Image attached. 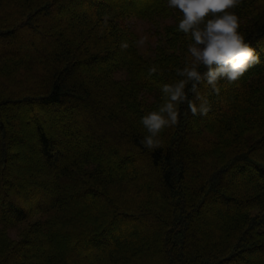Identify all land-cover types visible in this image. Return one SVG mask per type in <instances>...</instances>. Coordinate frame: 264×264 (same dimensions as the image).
I'll return each instance as SVG.
<instances>
[{
  "label": "trees",
  "instance_id": "1",
  "mask_svg": "<svg viewBox=\"0 0 264 264\" xmlns=\"http://www.w3.org/2000/svg\"><path fill=\"white\" fill-rule=\"evenodd\" d=\"M235 11L259 63L218 95L200 84L207 116L180 105L149 150L141 118L188 56L181 13L0 0V264H264V0ZM131 17L166 20L153 54ZM27 142L41 167L12 163Z\"/></svg>",
  "mask_w": 264,
  "mask_h": 264
},
{
  "label": "clouds",
  "instance_id": "2",
  "mask_svg": "<svg viewBox=\"0 0 264 264\" xmlns=\"http://www.w3.org/2000/svg\"><path fill=\"white\" fill-rule=\"evenodd\" d=\"M240 4L241 0H167L168 8L181 13L178 30L191 42L184 66L176 69L180 78L161 85V102L141 118L147 133L141 143L147 149L163 147L161 134L179 123L180 105L187 103L194 116H207L211 103L208 95L199 90L200 84L218 95L221 81L235 83L251 66L259 63L255 49L240 31L241 19L235 11ZM147 40L145 35L138 43L143 45ZM127 47L126 42L121 44L122 49ZM203 68L207 71H201Z\"/></svg>",
  "mask_w": 264,
  "mask_h": 264
},
{
  "label": "rangeland",
  "instance_id": "3",
  "mask_svg": "<svg viewBox=\"0 0 264 264\" xmlns=\"http://www.w3.org/2000/svg\"><path fill=\"white\" fill-rule=\"evenodd\" d=\"M129 20H130L129 22L132 24V27L137 33V45L139 49L146 55L153 54L155 50L156 42L162 30V26L166 22V20H160L159 22H154L148 19H142L138 17H131ZM145 35L148 37V40L145 44L140 45L138 41L140 40L142 36H145ZM122 74H123V71H118L115 73L117 77H121ZM51 113L47 112V114L54 115V117H58V115H60V113L63 114L64 111L57 110V111H54V113L52 114ZM30 119H31L30 114H28L23 118V121L21 122V125L28 132H31L33 130L32 128L33 124L30 122L31 121ZM33 151H34V148L31 147L29 142L16 145L13 151L11 150V152L15 153L14 158H12V163L14 164V166L18 167L21 164L32 162L36 168L41 167V164H39L41 160L33 156V153H32ZM10 232L14 236H16L17 228H11Z\"/></svg>",
  "mask_w": 264,
  "mask_h": 264
}]
</instances>
